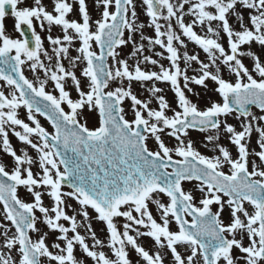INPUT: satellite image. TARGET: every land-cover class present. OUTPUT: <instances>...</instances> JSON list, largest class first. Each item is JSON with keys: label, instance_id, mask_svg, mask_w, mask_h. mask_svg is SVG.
I'll use <instances>...</instances> for the list:
<instances>
[{"label": "snow or ice", "instance_id": "obj_1", "mask_svg": "<svg viewBox=\"0 0 264 264\" xmlns=\"http://www.w3.org/2000/svg\"><path fill=\"white\" fill-rule=\"evenodd\" d=\"M94 7L95 17L86 0H51V10L43 0H0V151L11 157L10 167L0 161V264H85L77 246L93 264H132L130 250L143 264H264V0H94ZM138 8L148 24L138 22ZM9 11L24 39L7 34ZM34 22L49 33L51 53ZM53 26L62 36L51 35ZM49 82L58 95L46 91ZM159 84L170 86L173 100ZM196 87L220 99L201 107L189 96L200 97ZM85 109L98 112V126L78 119ZM190 131L217 154L197 150ZM193 181L199 199L183 187ZM93 221L104 225L106 241Z\"/></svg>", "mask_w": 264, "mask_h": 264}, {"label": "rangeland", "instance_id": "obj_2", "mask_svg": "<svg viewBox=\"0 0 264 264\" xmlns=\"http://www.w3.org/2000/svg\"><path fill=\"white\" fill-rule=\"evenodd\" d=\"M86 2L89 4L90 9L92 11L93 16L95 17L97 15L95 7H94V0H86ZM43 3L49 7V10H51V0H43ZM137 3H139V0H137ZM138 14H139V23H144V24H148L149 23V18L143 13V11L141 9L138 8ZM5 23V28H6V32L7 34H9L11 37L16 38V39H21L19 32L15 30L14 27V18L11 17V15H8L7 17H5L4 20ZM161 23H163V21H161ZM34 26H36V30L37 32L41 35V38L44 40V46L45 48H47L49 50V52L51 53V49L52 46L50 45V43L47 41V35L49 34L46 30H41L38 26V24H36V22H34ZM145 35L148 36H152L154 35V32L151 28H146L145 30ZM197 31H199V29H197ZM51 35L55 36H62V31L58 26H53ZM95 47V46H94ZM258 47V46H257ZM193 49H195L197 52H199L200 56L202 59L205 58V54L195 45L189 43L188 44V50L191 52ZM96 50L98 51V48H96ZM156 51H161L158 47L156 48ZM130 52V49H125L124 52L121 53V55L125 58H127L128 53ZM72 54L76 55L77 53L75 52L74 48L72 49ZM166 55V53H165ZM159 59L158 57H154ZM42 59H44L42 57ZM131 62V61H130ZM65 66L67 67V61H64ZM161 63H164L165 67L168 66V61L166 60H161ZM246 64H249L250 66V61L246 60L245 61ZM181 66L183 67V62H181ZM193 67H195V65H193ZM148 70H159L158 67H153L151 65L148 66ZM77 74L79 75V70H77ZM189 74H192L191 70L189 71ZM25 75L29 78V79H33V74L28 71L27 68H25ZM225 75H228L227 73H225ZM158 86L163 87L165 89V95L166 98L169 99L170 101L174 99V92L171 90L170 86L167 84H159ZM211 87V85H210ZM71 93V96L73 99L77 98V93L71 88L69 87L68 89ZM197 92H200V97H192L191 94H189L190 98L193 99V102L198 103L201 107H204L207 105V103L210 100H219L220 98L217 95H210L208 92H206L205 90L196 87L194 89ZM46 91L48 92H52L55 95H58V92L54 91V86L51 82H49L48 86L46 87ZM134 91L136 92V94L141 98V99H148L149 94L144 91L143 88H141L138 84L134 85ZM65 107V110L67 111V106L66 105H62ZM152 106L155 107L156 106V102L153 101L152 102ZM124 107L126 108L127 111V117L126 118H132V111L130 108V103L126 102ZM253 111H258V109H253ZM20 116L23 117L24 119H26L25 116V110L21 109L20 110ZM78 119L81 120V122L87 121V125L90 128H94L96 126H98V121H99V115L97 111H91L89 112L87 109L84 110L83 114L78 117ZM229 122L231 123H236L235 121H233L231 118H229ZM9 138L10 141L13 145V147L18 151V153H21L25 150L26 146L20 142L18 140V138H16L11 132L9 133ZM190 138L193 141L194 147L199 150L202 154L204 155H215L217 153H214L212 151V145H208L207 147H205V144L207 143V141L204 138V134L196 132V131H190ZM255 135L253 137V142H252V147L255 148L256 144H255ZM165 142L168 144V146L170 147H174L176 145V141L174 138H169V137H165ZM221 142L229 147L230 151L232 152L233 156L236 155V149L235 146L229 144L228 140L224 137H222ZM154 147V144L152 145ZM258 150V149H257ZM29 154L35 156V152L33 150H31L30 148H28ZM0 161H2L3 163H5L6 165H8L9 167L11 166V157L5 155L2 151H0ZM225 170L227 171V168H225ZM35 171V169H34ZM198 184V182L193 181V182H184L183 183V187L186 191H192L193 194L197 197V199L200 198L201 194L198 191H195V187ZM64 191H69L70 189L67 187H64L63 189ZM18 194L20 196L21 199H24L26 202H31L32 201V197L31 195L23 188L20 187L18 189ZM44 204L45 206H51L52 201L51 199L45 195L44 196ZM163 200L165 203H167V197H163ZM70 203L73 204V206H75V202L74 201H70ZM150 207L153 210V215L157 217V219H159V214L158 211L156 210L154 205H150ZM69 214H72V210L69 209L68 210ZM37 215H40L39 213H37ZM93 216H95V213H92ZM120 224L122 225V223L124 222L123 219H120ZM68 226V225H66ZM38 227L43 228L44 231H47V228L43 225H38ZM93 227L94 229L97 231V236L98 238H100L101 240H105L107 239V233L104 229V225L102 223L99 222H95L93 221ZM173 229H175V224L173 223L172 225ZM14 231V229H13ZM81 233L83 234L84 229H80ZM33 238H36V235L33 233ZM52 242H56L55 241V236L53 234L49 235V240L48 243L51 244ZM89 244L91 245L92 241L89 238L88 240ZM146 248H149L151 246H153L154 242L151 241L150 239H146V238H142L140 241ZM103 251L106 252V254H108L109 256H111L110 250L105 247L102 249ZM75 254L77 255L78 259L84 260L85 264H93V262L91 261L90 258H86L84 256V254L82 253V251L79 249V247L77 246L76 250H75ZM114 259V257H112ZM129 258L132 261V264H143V262L140 260V257L132 250L129 251ZM43 259V258H42Z\"/></svg>", "mask_w": 264, "mask_h": 264}, {"label": "water", "instance_id": "obj_3", "mask_svg": "<svg viewBox=\"0 0 264 264\" xmlns=\"http://www.w3.org/2000/svg\"><path fill=\"white\" fill-rule=\"evenodd\" d=\"M24 32H25L26 36L29 38L30 43H33V42L31 41V35H30L27 31H24ZM66 184H67V182H66Z\"/></svg>", "mask_w": 264, "mask_h": 264}]
</instances>
